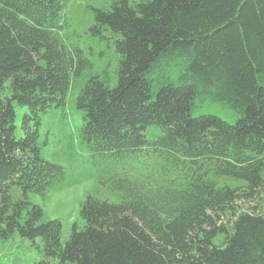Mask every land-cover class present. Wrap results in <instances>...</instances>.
I'll use <instances>...</instances> for the list:
<instances>
[{
  "label": "trees",
  "instance_id": "16d2710c",
  "mask_svg": "<svg viewBox=\"0 0 264 264\" xmlns=\"http://www.w3.org/2000/svg\"><path fill=\"white\" fill-rule=\"evenodd\" d=\"M66 3L0 0V245L36 249L25 262L2 247L0 264H264V0L93 8L88 31L114 49V79L63 34ZM72 88L85 161L120 200L86 195L62 241L27 194L66 179L37 140L40 114ZM213 104L234 119L198 112Z\"/></svg>",
  "mask_w": 264,
  "mask_h": 264
},
{
  "label": "rangeland",
  "instance_id": "374dc122",
  "mask_svg": "<svg viewBox=\"0 0 264 264\" xmlns=\"http://www.w3.org/2000/svg\"><path fill=\"white\" fill-rule=\"evenodd\" d=\"M111 0H67L64 7V19L67 26L63 34L70 44L78 46L85 56L92 62L93 70L101 71L106 68L110 76L114 79V69L117 63V56L113 48H109L106 41H100L95 36H91L88 31L89 25L93 22V8L105 7ZM130 2L136 0H129ZM78 88H72L62 107H54L40 114V124L38 126V147L40 155L52 162L60 164L66 171V179L48 190L44 195L29 192L27 199L29 202L39 205L47 218H57L61 221L62 235L64 241L73 222L79 225L83 220L79 214L80 203L86 195H94L100 199L110 202H118L120 195L110 190L108 187L99 185L95 180V169L85 161L87 150L80 140V128L83 123L82 112L75 106V98ZM27 107H15V123L17 134L23 135L20 128V120ZM198 112H213L225 119L232 121L234 115L222 109L218 104H213L209 108H204ZM154 127L148 128L146 134L150 138L152 133L157 132ZM230 185H237L238 182L226 181ZM13 198H20V190L13 187L10 190ZM247 204V205H246ZM241 207L254 205L246 203ZM18 237L14 236L8 243L1 246L12 248V254L22 257L23 261L30 262L36 258L35 247L30 246L28 241L18 244ZM50 264H59L51 260ZM67 264V263H65Z\"/></svg>",
  "mask_w": 264,
  "mask_h": 264
}]
</instances>
